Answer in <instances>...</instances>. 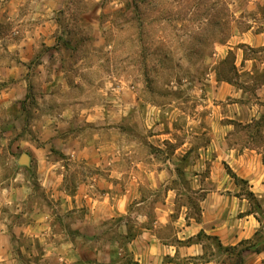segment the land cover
Instances as JSON below:
<instances>
[{
	"label": "crops",
	"instance_id": "obj_1",
	"mask_svg": "<svg viewBox=\"0 0 264 264\" xmlns=\"http://www.w3.org/2000/svg\"><path fill=\"white\" fill-rule=\"evenodd\" d=\"M67 5L0 0V264H264V23L222 45L229 80L155 105L77 96Z\"/></svg>",
	"mask_w": 264,
	"mask_h": 264
},
{
	"label": "rangeland",
	"instance_id": "obj_2",
	"mask_svg": "<svg viewBox=\"0 0 264 264\" xmlns=\"http://www.w3.org/2000/svg\"><path fill=\"white\" fill-rule=\"evenodd\" d=\"M253 21L264 23V0H68L60 37L76 43L64 60L66 78L77 96L112 84L133 87L145 104L184 100V85L234 73V51L217 54L235 25L243 31ZM30 83L34 99L39 77Z\"/></svg>",
	"mask_w": 264,
	"mask_h": 264
},
{
	"label": "trees",
	"instance_id": "obj_3",
	"mask_svg": "<svg viewBox=\"0 0 264 264\" xmlns=\"http://www.w3.org/2000/svg\"><path fill=\"white\" fill-rule=\"evenodd\" d=\"M234 68V67H233ZM221 78H217L218 80H229L230 79V76H220ZM247 248V247H246ZM245 247H242L236 254L238 255V256H240L241 254H242V252L246 249ZM230 250H232V251H234L235 249H230ZM230 250H228V251H230ZM240 262H241V258H238V259H236L234 262H233V264H240Z\"/></svg>",
	"mask_w": 264,
	"mask_h": 264
},
{
	"label": "water",
	"instance_id": "obj_4",
	"mask_svg": "<svg viewBox=\"0 0 264 264\" xmlns=\"http://www.w3.org/2000/svg\"><path fill=\"white\" fill-rule=\"evenodd\" d=\"M27 161H28L27 155H26V154H23V155L21 156V159H20L19 163H20L21 165H26V164H27Z\"/></svg>",
	"mask_w": 264,
	"mask_h": 264
}]
</instances>
